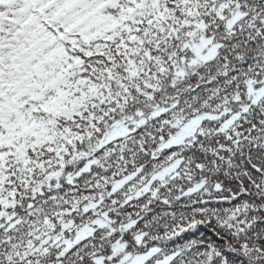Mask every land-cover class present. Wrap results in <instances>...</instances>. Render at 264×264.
Listing matches in <instances>:
<instances>
[{
    "label": "snow or ice",
    "instance_id": "6c2138e0",
    "mask_svg": "<svg viewBox=\"0 0 264 264\" xmlns=\"http://www.w3.org/2000/svg\"><path fill=\"white\" fill-rule=\"evenodd\" d=\"M0 264H264V0H0Z\"/></svg>",
    "mask_w": 264,
    "mask_h": 264
}]
</instances>
